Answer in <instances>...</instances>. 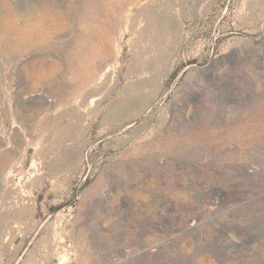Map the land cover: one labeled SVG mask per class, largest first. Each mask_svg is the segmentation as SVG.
Listing matches in <instances>:
<instances>
[{
    "label": "rangeland",
    "instance_id": "374dc122",
    "mask_svg": "<svg viewBox=\"0 0 264 264\" xmlns=\"http://www.w3.org/2000/svg\"><path fill=\"white\" fill-rule=\"evenodd\" d=\"M0 264H264V0H0Z\"/></svg>",
    "mask_w": 264,
    "mask_h": 264
},
{
    "label": "bare ground",
    "instance_id": "6f19581e",
    "mask_svg": "<svg viewBox=\"0 0 264 264\" xmlns=\"http://www.w3.org/2000/svg\"><path fill=\"white\" fill-rule=\"evenodd\" d=\"M79 12L82 15V17H84V19L86 18V20L94 19L93 17L95 16L96 13H98V11H95V13L94 12L93 13H90V12H86L85 13V11H79ZM8 42H9V31L6 30V44ZM29 42H31V35L29 33H25L21 37V40H20V43H19V47L23 48V47L27 46ZM103 52L104 53H102V55H104V56L106 54H108V51H106V50H104ZM91 54L95 55L96 54V50H93L91 52ZM90 63H91V61L89 59H87L85 53L80 52L78 54L69 56V59H68L69 71L76 78L80 79L79 77L82 76L84 78V80H87L89 82L90 81V77H91L90 72L92 71V70L90 71V69H91ZM83 64H86V66H84ZM79 65H83L84 67H79ZM103 67H101L102 77H101V79L99 81V85H100V82L103 80V77L107 76V74L109 73V66L105 67V68H103ZM94 84H90V85L94 86ZM97 85H98V83H97ZM214 192L217 193L219 196L221 195V191L220 190H214Z\"/></svg>",
    "mask_w": 264,
    "mask_h": 264
}]
</instances>
